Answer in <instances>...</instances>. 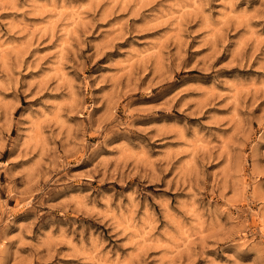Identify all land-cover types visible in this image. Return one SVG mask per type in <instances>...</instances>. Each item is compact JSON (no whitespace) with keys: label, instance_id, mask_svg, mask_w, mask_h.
<instances>
[{"label":"rangeland","instance_id":"1","mask_svg":"<svg viewBox=\"0 0 264 264\" xmlns=\"http://www.w3.org/2000/svg\"><path fill=\"white\" fill-rule=\"evenodd\" d=\"M0 264H264V0H0Z\"/></svg>","mask_w":264,"mask_h":264}]
</instances>
